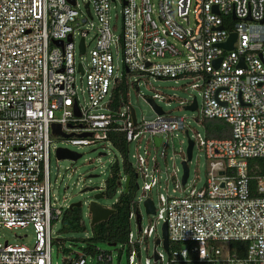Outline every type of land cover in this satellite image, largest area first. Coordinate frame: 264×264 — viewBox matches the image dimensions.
Masks as SVG:
<instances>
[{
	"label": "built area",
	"instance_id": "obj_1",
	"mask_svg": "<svg viewBox=\"0 0 264 264\" xmlns=\"http://www.w3.org/2000/svg\"><path fill=\"white\" fill-rule=\"evenodd\" d=\"M115 2L118 35L110 25ZM231 33L232 49L224 51L220 45ZM76 50L88 54L86 63L75 61ZM127 75L136 78L129 82ZM142 77L190 80L201 103L193 97L180 102L183 109L195 100L197 123L222 120L229 136L188 137L184 118L160 107L158 114L150 104L165 100L156 92L145 99L155 118L138 121L127 88L138 92ZM53 126L70 136L54 135ZM177 132L193 144L189 161L187 145L180 148L181 167H188L194 148L206 160L200 186L189 174L182 184L177 170L162 180L150 156V149L155 153ZM52 137L76 148L122 144L124 167L134 176L135 193L141 190L139 198L132 197L128 222H135L138 204L147 200L156 218L153 226L140 227L135 242L128 230V264H139V245L149 238L162 251L154 250L144 264H264V176L248 166L264 158V0H86L82 9L76 0H0V233L33 234L31 245L9 244L0 234V264H50L51 223L62 215L50 200L49 151L61 148L52 146ZM130 144L133 163L127 158ZM123 173L115 177L116 188H122L118 197L125 192ZM95 190L105 197V185ZM152 190L158 209L147 196ZM161 223L167 251L156 233ZM84 255L95 264H112L111 253L96 248L63 264H86Z\"/></svg>",
	"mask_w": 264,
	"mask_h": 264
},
{
	"label": "rangeland",
	"instance_id": "obj_2",
	"mask_svg": "<svg viewBox=\"0 0 264 264\" xmlns=\"http://www.w3.org/2000/svg\"><path fill=\"white\" fill-rule=\"evenodd\" d=\"M86 0H76L79 9L83 8ZM111 27L115 26L113 34L118 35L120 32V6L117 2L111 4L110 8ZM115 16H117L115 18ZM92 47V43H87V51ZM88 54L79 55L78 50L75 52V61L86 63ZM120 66L119 73L125 72ZM136 76L127 75L129 82L134 81ZM77 83L79 81L77 79ZM138 92L134 87L127 88L128 100L134 110L136 119L138 121H151L156 114L145 101L152 95L159 94L164 97V101L156 100V105L161 108L163 113L172 117H182L185 121V128L188 131V137L195 136L197 132L204 136V128L196 119H199V110L183 109L184 105L180 102H191L195 97L197 104L200 106L201 97L200 91L190 88L192 82L190 80H154L152 78H140L138 81ZM168 99V101L166 100ZM54 144L52 146L67 148L74 153L80 155L75 161L69 159H57L52 150L49 151L48 168H49V184H50V200L55 203L56 207H60L61 211L68 209L72 203L81 202V224L83 230L77 233L62 234L60 230V218L51 223V237L54 240H60L62 248L57 246L54 242L51 243L50 264H63V260L67 257L75 258L80 255L86 246V239L91 235L90 217L88 205L92 200L93 195L97 193L95 189L105 185L106 180L111 176L112 168L116 167L121 177L124 176V162L125 156L116 147L109 143L98 142L95 145L85 147H70L58 137H52ZM58 138V139H57ZM187 140L184 134L177 132L176 137H171L163 142L162 146L154 153L150 149V156L155 157V162L160 171L161 179H168V177L175 171L177 177L182 175V167L180 162V148L185 150ZM163 146H166L165 157L163 158ZM135 153V145L130 144L128 147L127 158L133 163L131 155ZM171 158V159H170ZM207 170L206 160L197 148L192 151V159L188 163L189 180H195L196 185L200 186L205 180V173ZM93 176V177H89ZM163 182V181H162ZM138 185H141L140 180H137ZM124 184V182L122 183ZM168 189H172L173 185L170 180L167 181ZM83 188H91L92 191L81 193ZM122 188L117 187L110 197H103L97 202L104 208H110L114 201L118 198V191ZM154 190L147 196L151 198L156 209H158V200ZM136 198L141 196V190L138 189L135 193ZM55 198V200H54ZM137 214L140 217V227L145 229L148 226H153L156 218L154 215H147L143 203L137 206ZM162 224V223H161ZM161 224L156 226V233L161 234ZM129 230L132 234V241L138 239V233L134 218L130 221ZM1 240L7 241L9 244L23 243L31 245L33 242V234L31 229H2ZM26 236V237H24ZM95 248L99 251L110 252L112 255V264H128L127 255L128 248L124 245H116L115 247H108L106 244L98 243ZM161 252L162 248L154 245L152 238L142 240L139 245L140 261L139 264H144L146 258H151L153 251ZM165 257V256H164ZM86 264H95L94 259L89 255H84ZM151 264H152V260Z\"/></svg>",
	"mask_w": 264,
	"mask_h": 264
},
{
	"label": "trees",
	"instance_id": "obj_3",
	"mask_svg": "<svg viewBox=\"0 0 264 264\" xmlns=\"http://www.w3.org/2000/svg\"><path fill=\"white\" fill-rule=\"evenodd\" d=\"M204 133L208 138L224 139L229 136L228 125L219 119L204 120L202 122ZM122 144L119 146V150L122 151ZM248 166L252 170V174H258L264 176V158L252 159L248 161ZM118 169L112 168L111 176L105 182L104 196L110 197L116 190V174ZM124 171L129 177L128 188L123 192L117 200V203L113 206V212L106 221L100 222L91 226V235L87 238L84 252L87 254H93L95 246L98 243L110 245H124L127 240V234L129 230L128 213L130 209V202L135 193V182L133 174L124 167ZM60 230L62 234L77 233L83 230L81 224L80 209L72 207L63 211L60 217ZM57 246H61L60 240L53 241ZM238 245V244H237ZM177 246H170V249Z\"/></svg>",
	"mask_w": 264,
	"mask_h": 264
},
{
	"label": "water",
	"instance_id": "obj_4",
	"mask_svg": "<svg viewBox=\"0 0 264 264\" xmlns=\"http://www.w3.org/2000/svg\"><path fill=\"white\" fill-rule=\"evenodd\" d=\"M235 41V34L231 33L228 36V39L225 43L221 44L220 47L224 50V51H230L232 49V45ZM80 48L82 50V41L80 42ZM215 66H217L218 61H216ZM150 104L153 106V108H155V110L157 111L158 114H161V110L159 109V107H155V105H153V102L150 101ZM186 110H195L196 109V102L195 100H193L192 105L185 107ZM132 118H133V111L131 112ZM52 133L54 135H61L63 137H69L70 135H64L62 133L59 132V128L57 126H53L52 127ZM159 143V138L156 139L155 144L157 145ZM192 142L188 141L187 144V149H186V153H187V161L190 160L191 158V150H192ZM57 159H69L72 161L77 160L78 158H80V155L77 153H74L72 151H69L67 149H58L56 151L55 154ZM182 172H183V176H182V184H184L187 175H188V167L186 165V162L182 163ZM220 175L222 174L221 172L219 173ZM89 177H93V176H89ZM128 183H129V177H126L125 182H124V191L127 190L128 188ZM86 191H92L91 188H83L81 190V193H84ZM103 198V196L100 193H96L95 195H93L91 202L88 205V210H89V214H90V227L93 225H96L100 222L106 221L108 219V217L112 214L113 209H108V208H104L101 205L98 204V200ZM144 209H145V213L147 215H153L154 214V207L151 201L147 200L144 202L143 204ZM72 207H76L79 208L81 207V202H76V203H72L68 206V209L72 208ZM139 220L140 217L139 215L135 216V223L137 226V231L140 230V225H139ZM161 237L163 239V249L165 251L168 250V241H167V233H166V225L165 223H163L161 225ZM158 241H156L157 243ZM108 247H115V244H110L107 245Z\"/></svg>",
	"mask_w": 264,
	"mask_h": 264
}]
</instances>
